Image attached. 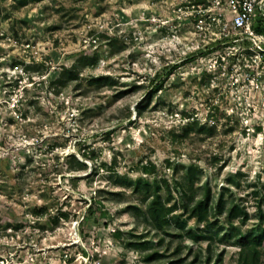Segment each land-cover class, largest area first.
<instances>
[{
	"label": "rangeland",
	"instance_id": "obj_1",
	"mask_svg": "<svg viewBox=\"0 0 264 264\" xmlns=\"http://www.w3.org/2000/svg\"><path fill=\"white\" fill-rule=\"evenodd\" d=\"M212 1L0 0V264H264V38Z\"/></svg>",
	"mask_w": 264,
	"mask_h": 264
},
{
	"label": "trees",
	"instance_id": "obj_2",
	"mask_svg": "<svg viewBox=\"0 0 264 264\" xmlns=\"http://www.w3.org/2000/svg\"><path fill=\"white\" fill-rule=\"evenodd\" d=\"M255 30L259 33H264V22L262 23V19H260L258 17L255 20ZM69 78H73V77L70 76ZM103 80H105V77H99L98 79H96L97 82H100ZM153 85H154V91H153L154 93L163 88V82L162 81L160 83H154ZM213 113H214V111H213ZM212 116H213V114H212ZM192 123L195 125L199 124L197 121H194ZM195 125L190 124V126H188V128L190 129L192 127H195ZM71 156L75 161L79 162L75 155H71ZM80 165H82V164L80 163ZM79 166H75V165H73L72 162H70L71 169H78ZM81 168H83V167H81ZM192 175L193 174L190 171L186 174V177H185V179L190 184H193ZM130 184H131V186L134 187L135 190H141L142 189L143 193H145V195L147 196V200L150 197H153V201L147 209V214H148V218L155 225H157L159 227H164L166 225H170L171 222H173V220H175L183 228L186 227V221H184V220L182 221V220L178 219L180 217V215L175 216L176 219L175 218L170 219V217L169 218L167 217L170 213L177 210V207H176V205L171 206V207H166L165 205H163L161 203V200L159 199V196H158V190H159L158 189L159 188L158 183H157V185H154L153 183H150L149 181H146V180L140 178V179L136 180L134 183H130ZM180 190H181L180 191L181 195H183L182 196V198H183V203H182L183 212L190 214L191 217L196 218V220L199 221L200 223L201 222H207L208 221L207 215H208L209 210L211 209L210 197L208 194V190L205 193L204 197H202L201 199H195L194 192L191 190H187L184 188L180 189ZM220 207H222V206H220ZM219 212L224 213V211L222 209H220ZM236 214H238V206H234L233 208L230 209V211L227 213V219L230 222H233V217ZM65 216L68 217L67 215H65ZM261 219L262 220L264 219L263 215H261ZM236 243L244 250L247 248L254 247V246L262 245L264 243V226L262 225V223H260V225L256 229H253L249 233L242 234L241 232L238 231L237 235H236ZM242 264H247V261L246 262L244 261Z\"/></svg>",
	"mask_w": 264,
	"mask_h": 264
},
{
	"label": "built area",
	"instance_id": "obj_3",
	"mask_svg": "<svg viewBox=\"0 0 264 264\" xmlns=\"http://www.w3.org/2000/svg\"><path fill=\"white\" fill-rule=\"evenodd\" d=\"M212 6L226 12L225 31L221 37L231 39L252 40L262 37L263 33L255 30V20L264 17V0H213ZM254 44H257L255 42ZM251 48V47H250ZM258 48L261 49L258 44ZM258 56L262 53H258Z\"/></svg>",
	"mask_w": 264,
	"mask_h": 264
}]
</instances>
